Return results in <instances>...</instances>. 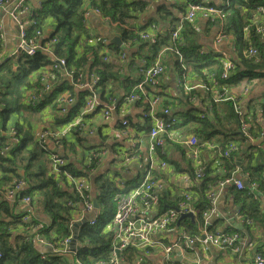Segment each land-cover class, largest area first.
Instances as JSON below:
<instances>
[{
  "label": "built area",
  "instance_id": "2783aa9c",
  "mask_svg": "<svg viewBox=\"0 0 264 264\" xmlns=\"http://www.w3.org/2000/svg\"><path fill=\"white\" fill-rule=\"evenodd\" d=\"M186 6V12L183 15V20L171 27L170 30H166L169 35V39L172 42L171 45H160L155 52L152 65L148 67L146 60H142L140 65H135L133 60L130 62L126 55V50L129 46L133 45L135 41H144L149 45L156 44L160 37L164 34L162 29L156 23H151L147 28H135L128 27L133 32V38L129 41L122 42L120 50L114 58L122 64L120 72L126 73V69L132 67L137 70L143 76L142 81L136 86V89L130 93L117 92L112 94V82L106 85L105 88V100L103 104L98 100L101 98L99 94V74L93 70L88 72V79H84L85 64L80 65L77 69L67 70L65 66L64 58H54L52 62L42 69L31 73L28 78L35 74V79L31 83L36 84L37 88H32L25 91L24 100L29 106H36L41 97L45 98V94L50 92L53 88L58 87L59 80L56 78L54 71H58L61 76L67 78L73 83L76 91L75 94L84 91L83 105L80 107L79 112L71 119L65 121L64 124H71L68 129L54 130L52 128L41 127L34 134V141L47 152L49 160V173L54 174L59 172V178L63 177L67 186L71 192L75 193L80 199V205L77 207V203L68 201L67 204L78 210L80 215L78 218L72 217L70 220L71 233L55 243L46 240L42 234L41 229L43 223L36 217V201L35 197L31 198L29 194L24 193L27 188V183L23 177V173L20 176L12 175L10 181L3 187V195L5 200L10 203H20L24 205V210L20 215L22 219L19 222L21 226V233H23V240L25 242H38L46 245L50 248V252L56 254H66L74 257L76 250H70V242L73 234V225L77 221H81L87 216L91 219V223L94 222L97 214V209L92 202V196L89 193V175L97 170L105 150L98 153L96 159H91L87 155L84 168L86 175L73 176L70 172L73 163L72 161L58 153V149L62 146L61 139L70 130H76L79 134L91 133L92 128L86 125V117L94 111H100L101 118L106 121L112 116V112L117 108L125 110L131 103L141 104V116L147 118L151 124L149 130V144L152 152L158 148L160 152L163 151L166 139L171 141H178L183 144L189 150V155L194 160L193 178L201 180L205 176L204 164L198 157L197 145L198 139L192 133H178L174 135H167V125L177 126L179 123L178 117L174 116L172 107L167 101V96L161 90V76L165 71V65L162 62V56L165 52L170 51L174 54L177 63L180 66L181 71L178 72L177 81L178 84L183 86L186 97L192 104L196 105L194 94L192 93L194 88H199L207 91L209 96L208 103L198 116L203 117L205 112L211 114L213 112L214 104L222 101L234 99L229 95L226 88L227 84L221 83L224 81L233 71L234 63L231 59V53L221 48V43L226 40L230 33L226 31V16L227 11L221 6L211 5L208 0H179ZM43 0H37L36 6L42 8ZM248 2V0H244ZM8 0H0V7L7 5ZM10 11V16L16 21L18 25V42L11 52H9L6 59H16L18 54L33 55L38 51H44L50 56L53 55V47L57 43L58 38L52 37L49 40L43 42L40 41L43 35V29L38 28L32 37L27 34V27L35 24L32 17L34 7L26 3V0H16ZM96 14L100 16L103 22L114 25L108 15L102 13L98 6L86 7L83 10V24L88 29L90 43L98 42L101 45L99 54L102 56V60L108 62L113 58L112 52L109 49L111 43L105 34L95 32L92 27L87 23V17L89 14ZM199 14L202 18L209 21L215 28L216 32L211 40L212 53L218 55V61L220 68L218 73L203 69V80L196 85L189 84L187 79V73L183 72L187 70V66L184 63L183 54L180 47L184 45V39L181 35L184 29V22H191ZM264 35V4H255L246 22L241 26L237 35L235 36V48L236 51L241 50L244 58H251L257 54V49L249 41V34ZM49 37V36H48ZM47 37V38H48ZM46 38V39H47ZM121 39V37H120ZM1 40V34H0ZM117 46V45H116ZM200 53H206L203 48H199ZM88 57H92V53H88ZM123 62L130 65L123 66ZM17 64L12 66L13 70H16ZM75 80V81H74ZM249 91V85H244L242 94H247ZM118 95V96H117ZM121 95V99L118 100ZM46 99V98H45ZM55 108L61 114L68 116L69 110L76 103L75 95H72L69 90H65L57 97L50 99ZM71 105V107H69ZM233 109L236 113L237 119H239L238 127L246 133L251 121H253V115H244L245 111L241 105L234 99ZM247 117V119H246ZM120 126L122 131L126 132L129 128V123L126 118L120 120ZM10 134L13 136L17 130L15 126H9ZM262 134V132H261ZM253 136L250 140L257 138ZM47 141H51L54 144V149H44L47 147ZM264 143V138H262ZM209 148L216 149L220 158L227 160L232 156L231 152H236L239 148L238 142L235 139H229L222 145H215L212 143L204 144ZM133 150L136 148L132 147ZM8 150V147L3 148ZM1 152V149H0ZM138 155L137 151L132 153ZM93 164V165H92ZM167 165L165 160L158 162L159 171L162 172L163 168ZM154 169V163L152 156L148 157V167L145 172L142 173L137 185L126 191L119 190L114 196L116 202V208L113 213L112 219L108 224V230L111 235V248L109 255L105 260L98 261L97 264H125L126 254L130 256L131 264H148V259L151 255L152 249L160 247L164 239H167V231L177 221L179 216L183 213L190 212L194 216L201 217L203 230L200 234H191L186 230H181L178 233L177 240L175 242H169L167 245H162L164 264H176L171 257L172 252L175 249L184 250L192 249L195 245H204L205 243L212 244L219 248H232L238 250L239 234L227 233L221 231L210 232L207 229L209 225V218L212 212L215 210L216 201L221 192L227 187H231L234 183L238 188L243 187V183L240 179L236 178L233 174L234 170L223 172V175L217 178L215 185L209 188L205 193V206L204 211H199L196 206L197 197L191 191H184L175 197V205L169 207L164 211H160V200L165 192V185L159 180L156 174L150 172ZM231 173L230 177H226V173ZM61 185L62 182L57 183ZM180 252V253H181ZM44 258L45 255L41 254ZM1 259V253H0ZM74 258L75 264L77 263ZM253 264H264V254H257L254 257Z\"/></svg>",
  "mask_w": 264,
  "mask_h": 264
},
{
  "label": "trees",
  "instance_id": "16d2710c",
  "mask_svg": "<svg viewBox=\"0 0 264 264\" xmlns=\"http://www.w3.org/2000/svg\"><path fill=\"white\" fill-rule=\"evenodd\" d=\"M208 1L209 4L221 6L227 11L226 31L232 32L234 35H237L235 33L246 22L253 6L259 3L264 4V0H248L247 3L244 0ZM145 4L142 0H43L42 8L35 6L31 9L35 24L27 27L28 36L32 37L36 29L43 28L44 22H49L52 25V32L45 41L52 37H57L58 41L53 47L52 56L44 51H38L33 55L18 54L16 59L8 58L0 65V119L3 126L13 113L19 115L18 110L27 105L24 100L25 91L38 87L31 83L28 76L50 64L54 58H64L66 61L64 67L67 70H75L85 64L84 79H88V72L95 70L99 74L98 92L103 101L106 99L104 96L106 85L111 82L120 87L122 93L134 91L136 84L141 81V76L132 77L129 74L120 73L122 64L114 58L120 47L115 43L108 45L113 58L108 62L102 60V56L99 54L101 45L98 42L90 43L88 41L90 35L83 24L82 13L86 7L98 6L102 13L108 15L114 22L113 27L119 32L121 41L126 42L133 38V32L128 27L131 26V21L136 18L134 14L142 11ZM249 41L257 49V54L251 58H244L241 50L236 51L235 58H233L234 72L221 83L227 84L229 95L234 96L236 100L241 98L244 85H249V91L241 105L246 110L245 115H253L254 119L251 121L248 132L251 137L258 134L257 138L250 140L242 135L238 127L239 119L234 112L231 100L216 103L211 114L205 112L203 117L193 116L186 122L190 124L187 131L194 134L199 141L209 140L216 134L226 139L225 141L237 140L239 148L230 156L239 154L247 158V162L237 167L243 181L247 183L242 189H237L234 185L231 187L241 195L244 207L249 209L252 218L257 220L264 217L262 210L264 209V143L262 142L264 135L260 136V132H264V92L258 100L251 99L250 93L254 81L257 79L264 81V35L250 33ZM169 43L168 39H160L154 44V51L156 52L160 45ZM185 45L186 42L180 47V50L184 63L190 70L202 74L201 70L205 68L218 73L220 68L218 55L207 54L208 51L200 53L196 44ZM78 46L82 48L81 53L77 52ZM88 53H92V57L89 58ZM14 63L17 64L16 70L12 69ZM178 68L181 71L179 64ZM54 73L59 80L58 87L46 93L45 98L53 99L65 90H69L76 97V103L69 110L68 116L62 120L66 121L79 112L83 105L85 92L81 91L75 94L76 89L73 83L61 76L58 71H54ZM231 88L240 90L239 97L238 94L230 90ZM45 98L41 97L36 106L44 105ZM189 110L194 113L195 108H189ZM175 114L178 116L177 113ZM146 123L148 128L149 123L147 121ZM20 126V123L15 124L17 130L15 139L9 140L8 136L0 134V264H75L74 258L82 264H97L98 261L105 260L112 247L110 243L112 233L108 230V224L115 211V186L103 176L93 179L94 194L99 207L93 223L90 218L85 216L86 221L79 225L76 240L80 246L74 257L50 252L44 254L45 257L42 258L41 254L34 250L31 242L23 240V233L13 234L11 228L14 223L22 221L20 218L22 211H18L14 203L5 200L2 190L12 175L20 176L19 170L23 173L27 183L24 193L33 198L37 192L38 197L35 200L42 211L49 214L51 218L50 223L47 226L43 224L41 229L42 236L49 242L55 243L71 233L70 212L75 208L69 206L67 202L77 203V207L80 205L79 197L69 190L70 186L66 185V179L47 172V159L44 150L37 143H32L27 133H23L19 137V132L22 131ZM176 128L180 133L182 132L180 127L176 126ZM5 147H8V150H3ZM103 147L96 145L85 149V153L94 159L90 156L91 150H100ZM227 164L228 167L236 166V162ZM70 172L75 177L86 174V171L79 170L75 165L72 166ZM208 180L210 178H203L202 183L196 185L195 189L203 192ZM59 182L62 184L58 185ZM253 182L258 183L259 196L256 198L250 188V184ZM89 193L92 196L90 190ZM200 196L201 200L197 201L196 206L199 211H204L205 201L202 198L205 193H200ZM163 201L168 202L164 196L161 198L160 204ZM172 203L175 205V201ZM181 219L184 222L187 220L185 217Z\"/></svg>",
  "mask_w": 264,
  "mask_h": 264
},
{
  "label": "crops",
  "instance_id": "0c3cea01",
  "mask_svg": "<svg viewBox=\"0 0 264 264\" xmlns=\"http://www.w3.org/2000/svg\"><path fill=\"white\" fill-rule=\"evenodd\" d=\"M16 0H8L7 5L1 6L0 10L3 11L13 21V24H8V30L6 31L3 25L2 17L0 16V65L6 60L9 54L16 46L18 42V25L16 21L10 16V11ZM133 1V0H128ZM146 4L143 6L142 11L136 12V18L131 21L130 27L135 28H147L151 23H156L162 29L164 33L160 39H169L166 30H170L172 26L183 20V15L186 12V6L179 0H142ZM217 1V0H211ZM30 6L35 7L37 0H26ZM87 23L97 33H103V29L111 32L114 35L120 37L119 32L110 27L106 22H103L100 16L96 14H89L87 17ZM43 35L40 41L46 40L50 32H52V25L49 22H44ZM231 30V29H229ZM216 30L212 24L202 18L199 14L191 22H184V29L181 33L184 43L196 44L198 48H203L208 51L207 54H213L211 48V40ZM238 33V32H237ZM235 33V34H237ZM235 36L230 32V36L221 43V48L228 51L232 55L235 54ZM160 41V40H159ZM170 43L168 45H170ZM167 45V44H165ZM185 45V46H186ZM154 45H149L144 41H135V43L129 46L126 50L128 60L135 65H140L142 60H146L147 64L152 62L155 54ZM81 46L77 47V52L81 53ZM162 62L165 65V71L161 76V90L167 95V101L172 106L173 114L177 113L179 118L178 127L181 128L183 133H190L187 131V127L190 125L186 121L193 116H198V113L205 108L208 103L209 96L207 91L199 88H194L193 94L196 100V105L186 97L185 91L181 84H178L177 76L179 72L178 63L173 53L167 51L162 56ZM126 62H123V66H129ZM203 69L201 70V72ZM132 77L139 75L137 70L132 67L126 69V73ZM187 73L186 81L191 85H196L203 80V75L196 71H192L187 67V70L183 73ZM35 79V74L30 77V81ZM112 94L121 92L120 87L112 84ZM233 93L238 94L240 90L238 88L230 89ZM264 92V81L257 79L254 81L250 97L253 100H258L260 95ZM118 96V95H117ZM247 95H242L239 100L244 101ZM44 98V97H43ZM44 105L29 106L24 105V114L11 115L7 123L3 126L0 119V134L6 135L10 139H15V135H11L9 126H15L16 123L21 124V132L19 137L23 133H27L30 136V141H34L35 132L41 127L58 128L61 127L65 121H62L66 114H61L55 108V104L51 100L45 99ZM71 107V105H69ZM189 108H195L194 113ZM16 117L14 120L13 117ZM126 118L129 123V128L126 132L119 129L120 120ZM86 125L92 128L91 133L79 134L78 131L70 130L61 139L62 146L58 149V153L68 157L73 165L78 169L84 171V165L86 161L85 149L94 147L96 145L104 146L105 153L102 157L97 170L91 173V177L88 178L90 183V191H94L93 179L97 176H103L113 183L115 186V193L122 190H130L134 188L142 173L147 168L148 157L152 156L154 169L150 172L156 174L159 180L165 185V192L163 194L167 201H163L159 205L160 211H164L169 207H173L172 202L175 201V197L184 191H191L197 197V201L200 199V193H206V191L215 185L217 178L223 175V172L231 171L245 162L247 158L244 155L234 154L230 159L224 160L220 158L216 149L209 148L208 143L215 145L224 144L226 139L216 134L209 140L199 141L197 145V154L201 162L205 167V176L203 178H210L206 182L203 192L195 189L196 185L202 183L201 180L194 179V160L189 155V150L186 146L178 141H171L166 139L163 151L160 152L156 148L152 152L150 149L149 138L145 131L147 129V123L141 116V104L131 103L125 110L117 108L112 112V116L109 120L104 121L101 118L100 111H94L86 118ZM148 122V121H147ZM186 129V130H185ZM135 136V137H133ZM138 139L136 150L131 148L129 140L131 138ZM260 140V139H259ZM47 149H54V144L51 141H47ZM137 151L138 155L132 153ZM46 156L47 172L49 171L48 154L44 150ZM165 160L167 165L163 168V171H159L158 162ZM228 162H236V166L228 167ZM20 173H22L19 170ZM1 177V174H0ZM94 177V178H93ZM95 186V185H94ZM37 199L38 193H35ZM162 196V197H163ZM241 195L237 194L232 187L224 189L216 201L215 210L212 212L209 218V225L207 229L210 232H233L238 231L240 233V244L238 250L232 248H219L212 244L205 243L204 245H195L192 249L184 250L175 249L172 252L171 257L176 264H253V257L255 252L264 251V217L259 219H253L249 209L244 207ZM205 201V196L202 198ZM36 201V200H35ZM18 211L24 210V205L20 203H14ZM197 204V203H196ZM116 206V204H115ZM239 208V209H238ZM264 208V207H263ZM264 211V209H262ZM80 215L78 210H72L70 216L78 218ZM36 217L45 226H47L51 218L49 214L42 211L41 207L36 201ZM187 220H180L173 223L170 229L167 231L168 237L164 239L160 247L152 249L151 255L148 259V264H164L162 245H167L169 242H175L179 231L186 230L191 234H200L203 230L201 219L197 215H193V218L185 217ZM251 222V223H249ZM13 234H21V226L19 223H14L11 228ZM34 250L38 254L50 253V248L46 245L38 242H32ZM181 252V253H180ZM70 257V255H67ZM130 263V256L126 254V263Z\"/></svg>",
  "mask_w": 264,
  "mask_h": 264
},
{
  "label": "bare ground",
  "instance_id": "6f19581e",
  "mask_svg": "<svg viewBox=\"0 0 264 264\" xmlns=\"http://www.w3.org/2000/svg\"><path fill=\"white\" fill-rule=\"evenodd\" d=\"M233 58H235V54L234 55H232L231 54V59H233ZM233 63H234V60H233ZM148 65V67L150 66V65H152V63H148L147 64ZM234 67H235V63H234ZM185 72V71H184ZM183 72V73H184ZM234 72V68H233V71L231 72V73H233ZM139 76H141V81H142V79H143V76L139 73ZM140 81V82H141ZM140 82H138L137 84H136V86L140 83ZM135 86V87H136ZM248 93V92H247ZM242 95H247V94H242V92H241V96ZM232 96V95H231ZM233 98L235 99V97L233 96ZM234 99H230L231 101H234ZM98 100L101 102V104H103V100L100 98V97H98ZM236 100V99H235ZM237 102L241 105V101H239V99H237ZM241 107H242V105H241ZM243 108V107H242ZM244 115H245V113H244ZM174 116H176V117H178L176 114H174ZM179 118V117H178ZM144 121L146 122V121H148V123H149V126H148V128L146 129V131H145V133H146V135L147 136H149V130H150V128H151V124H152V122H150L147 118L145 119L144 118ZM71 127V124H64V125H62L61 127H58V128H55L54 130H60V129H68V128H70ZM119 129H122V127L121 126H119ZM240 132L242 133V135L243 136H245V137H248L249 139L250 138H252L251 136H250V134H249V132H248V129L246 130V133H244L243 132V130H241L240 129ZM178 133H180L178 130H177V128H176V126H173V125H167V128H166V133L164 134L165 136H167V135H174V134H178ZM264 135V132L262 131V134H261V132H260V136H263ZM133 137H135V136H133ZM131 138L130 140H129V144H131V148L132 147H136V145H137V143H138V139H135V138ZM48 147H45L44 149H47ZM105 150V148L103 147V148H101L100 150H91V152H90V156L92 157V158H94V159H96L97 158V156H98V153H101V152H103ZM235 152V151H234ZM233 152H231V154H232ZM234 171L235 172H233V174H234V176L236 177V178H238V179H240L241 180V182L243 183V187L245 186V184L247 183V182H244L243 181V179H242V177L240 176V173H239V169L238 168H236V169H234ZM54 175L55 176H57V177H59V172H55L54 173ZM226 175V177H230V175H231V173H226L225 174ZM231 185H234L237 189H242V188H238L237 187V185L236 184H234V183H232ZM257 187H258V183L257 182H253V183H251L250 184V188H251V192H252V194H253V196H254V198H256V197H258L259 196V193H258V190H257ZM71 188V187H70ZM30 197H31V195H29ZM32 198V197H31ZM227 233H237V234H239V240H238V243H237V245L239 246V244H240V233L238 232V231H233V232H227ZM257 254H264V251H257V252H255V254H254V257L257 255ZM254 257H253V260H254ZM77 263H80L78 260H77Z\"/></svg>",
  "mask_w": 264,
  "mask_h": 264
},
{
  "label": "water",
  "instance_id": "95a60500",
  "mask_svg": "<svg viewBox=\"0 0 264 264\" xmlns=\"http://www.w3.org/2000/svg\"><path fill=\"white\" fill-rule=\"evenodd\" d=\"M102 32H103V34H105V36L107 37V39H108L111 43H115L117 46H120V44H121V39H120L119 36L110 33V32L107 31L106 29H103ZM120 99H121V95L119 96L118 100H120ZM95 177H96V175H95ZM93 178H94V177H93ZM91 194H92V197H93V198H92L93 205H94V207H95L96 209H98L99 205H98V203H97V201H96L94 191H92ZM183 217H189V218L192 219V218H193V214L190 213V212L183 213V214H181V215L179 216L177 222H179V221L181 220V218H183ZM85 221H86V218L82 219L81 221H77V222H75L74 225H73V228H72V230H73V234H72L71 242H70V250H71V251H73V250H75V249H78V247L80 246V244L76 241V239H77V235H76V233H77V229H78L79 225L82 224V223L85 222Z\"/></svg>",
  "mask_w": 264,
  "mask_h": 264
},
{
  "label": "rangeland",
  "instance_id": "374dc122",
  "mask_svg": "<svg viewBox=\"0 0 264 264\" xmlns=\"http://www.w3.org/2000/svg\"><path fill=\"white\" fill-rule=\"evenodd\" d=\"M0 16L2 17V21H3V25H4V28H5V30L7 31L8 30V24H13V21L8 17V15H6L3 11H1L0 10ZM107 24H108V22H106ZM110 27H112V26H110ZM112 28H114V27H112ZM116 29V28H115ZM166 95V94H165ZM167 96V95H166ZM170 104V103H169ZM170 106H171V104H170ZM172 107V106H171ZM25 108H20L19 110H18V112L20 113V114H24L25 113ZM13 114H15L16 115V113H13ZM14 118V120H16V117L14 116L13 117ZM86 159H87V156H86Z\"/></svg>",
  "mask_w": 264,
  "mask_h": 264
},
{
  "label": "clouds",
  "instance_id": "9594fccd",
  "mask_svg": "<svg viewBox=\"0 0 264 264\" xmlns=\"http://www.w3.org/2000/svg\"><path fill=\"white\" fill-rule=\"evenodd\" d=\"M109 26H112L113 27V25H111V24H108ZM111 33V32H110ZM147 167H148V161H147ZM147 169V168H146ZM145 172V171H144ZM81 175H86V174H81ZM89 177H91V174L89 175ZM90 184V183H89ZM91 186V185H90ZM115 201V200H114ZM115 204H116V202H115ZM115 208H116V206H115ZM113 216V215H112ZM178 220V219H177ZM177 222V221H176ZM77 241V240H76Z\"/></svg>",
  "mask_w": 264,
  "mask_h": 264
}]
</instances>
